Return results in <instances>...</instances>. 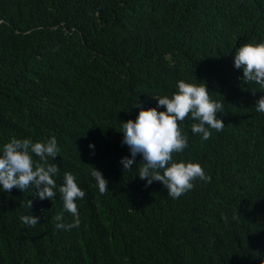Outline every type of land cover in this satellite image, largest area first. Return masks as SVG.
Returning a JSON list of instances; mask_svg holds the SVG:
<instances>
[{"label": "trees", "instance_id": "1", "mask_svg": "<svg viewBox=\"0 0 264 264\" xmlns=\"http://www.w3.org/2000/svg\"><path fill=\"white\" fill-rule=\"evenodd\" d=\"M262 40L264 0H0V145L55 136L60 148L52 200L0 191V264H261L264 113L254 105L264 89L242 80L234 52ZM178 80L205 83L225 127L202 140L180 122L188 147L174 159L198 161L210 180L173 199L122 168L120 120L157 106L152 96ZM65 171L85 197L79 223L58 230L57 215L73 222L59 194ZM31 213L35 227L20 219Z\"/></svg>", "mask_w": 264, "mask_h": 264}, {"label": "clouds", "instance_id": "2", "mask_svg": "<svg viewBox=\"0 0 264 264\" xmlns=\"http://www.w3.org/2000/svg\"><path fill=\"white\" fill-rule=\"evenodd\" d=\"M234 67L242 69L244 82H255L264 89V40L238 46L234 52ZM175 87L176 91L171 95H153L157 100L155 107L144 108L137 104L139 112L134 120H120L121 142L127 145L130 153L121 157L120 163L126 172L135 165V176L144 180L146 186L154 181L162 182L167 194L178 199L194 187L193 181L210 180L198 161L174 159L173 153H181L188 147L189 138L182 132L180 122L188 117L192 121L191 132L199 134L202 140H208L213 129L221 131L225 125L217 116L218 112L224 111V105L211 98L205 83L178 80ZM160 106H164L163 110H158ZM254 106L257 112L264 113V95ZM89 148L94 150L95 145L90 142ZM59 152L55 136L44 140L10 138L0 145V191H11L13 187L24 191L31 187L40 200H52L57 195L56 177L60 174V166L50 162L49 158L55 160ZM138 155L141 157L139 162ZM34 156L38 160H34ZM89 175L101 193L109 190L108 180L99 168L93 166ZM59 194L63 210L72 214L73 222L65 223L60 214L56 216L55 227L58 230L71 229L79 223L77 201L85 197V191L78 185L76 176L65 171L59 184ZM27 206L31 208V200ZM20 219L25 225L35 227L40 217L31 213L22 215Z\"/></svg>", "mask_w": 264, "mask_h": 264}]
</instances>
